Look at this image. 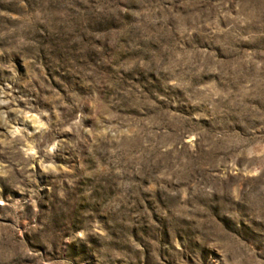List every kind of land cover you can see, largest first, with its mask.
Wrapping results in <instances>:
<instances>
[{"label": "rangeland", "instance_id": "obj_1", "mask_svg": "<svg viewBox=\"0 0 264 264\" xmlns=\"http://www.w3.org/2000/svg\"><path fill=\"white\" fill-rule=\"evenodd\" d=\"M0 264H264V0H0Z\"/></svg>", "mask_w": 264, "mask_h": 264}]
</instances>
